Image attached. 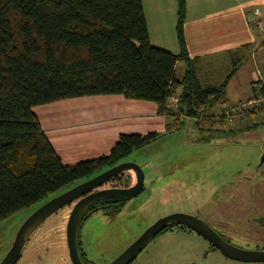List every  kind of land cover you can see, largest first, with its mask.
<instances>
[{"label":"trees","instance_id":"1","mask_svg":"<svg viewBox=\"0 0 264 264\" xmlns=\"http://www.w3.org/2000/svg\"><path fill=\"white\" fill-rule=\"evenodd\" d=\"M177 1L176 55L151 44L141 0H0V220L125 160L157 137L121 134L109 155L66 165L33 106L119 93L154 102L159 115L178 124V112L167 106L171 95L188 116L223 97L236 69L205 88L190 66L176 77L177 61L189 60L186 0ZM130 183L124 179L125 187Z\"/></svg>","mask_w":264,"mask_h":264},{"label":"rangeland","instance_id":"2","mask_svg":"<svg viewBox=\"0 0 264 264\" xmlns=\"http://www.w3.org/2000/svg\"><path fill=\"white\" fill-rule=\"evenodd\" d=\"M258 18L252 21L257 22ZM253 29L258 32L255 24ZM256 46L259 47L257 60L263 69L264 63L260 60L263 40ZM207 61L200 67L206 83H219L239 63L238 59L232 64L231 58L225 69L221 57ZM180 68L183 67L180 65ZM253 83L256 88L258 83L264 86V75L260 72ZM206 111L202 110L201 114ZM253 115L262 114L204 123L197 117L182 114L177 125L172 122L174 126L167 134L134 149L127 159L143 170L144 189L122 209L103 203L94 206L95 210L80 227L88 255L98 262L109 261L158 218L173 212L198 216L212 227L222 228L232 242L246 244V248L263 245L264 230L258 224L264 217V163L261 164L264 122L250 129L243 126L244 120ZM129 173L135 181L134 172ZM43 202L0 220V261L23 221ZM69 214L70 208L65 205L45 218L23 246L32 248L34 254L26 259L22 248L16 264H71L63 259L60 250L61 238L66 239ZM173 228L154 237L132 264H264L229 259L210 250L208 241L197 233L178 231V226ZM34 235H46L45 244L51 251L44 254L41 247L37 250L30 243Z\"/></svg>","mask_w":264,"mask_h":264},{"label":"crops","instance_id":"3","mask_svg":"<svg viewBox=\"0 0 264 264\" xmlns=\"http://www.w3.org/2000/svg\"><path fill=\"white\" fill-rule=\"evenodd\" d=\"M141 1L151 44L179 54L176 31L178 1ZM254 17L264 19V0H186L184 37L189 60L177 61L176 77L182 79L190 66L203 88L217 86L232 68L219 83H206L200 67L212 57H221L226 69L231 58L232 64L241 58L220 101L237 102L252 98L257 92L253 83L255 77L260 72L264 75V68L261 69L262 64L257 60L259 47L256 46L263 40L264 47V32L253 29L256 23L253 22ZM245 44L250 46L243 47ZM260 60L264 63V50L260 53ZM210 108L216 111L217 101ZM32 110L66 165L109 155L121 134L155 133L157 137L152 142L167 134L174 126L172 122L177 124L175 119L159 115L154 102L127 99L119 93L63 98L33 106ZM262 115L247 118L242 121L243 126L255 128L264 122ZM181 119L179 117L178 120Z\"/></svg>","mask_w":264,"mask_h":264},{"label":"water","instance_id":"4","mask_svg":"<svg viewBox=\"0 0 264 264\" xmlns=\"http://www.w3.org/2000/svg\"><path fill=\"white\" fill-rule=\"evenodd\" d=\"M127 159V158H126ZM264 160V154L262 155ZM124 171L135 173V182L128 187H116L101 190L94 188ZM144 186V173L141 167L129 160L121 161L100 173L85 179L72 187L52 196L38 206L21 224L13 243L0 264H15L22 248L34 229L52 213L81 197L71 210L67 226V241L74 264H82L77 250V230L84 211L94 202L105 198H130L141 192ZM173 224L185 225L213 242L227 257L245 262H264V250H248L236 247L221 238L211 227L196 216L182 212H173L158 218L149 225L128 247L109 264H129L164 227Z\"/></svg>","mask_w":264,"mask_h":264},{"label":"flooded vegetation","instance_id":"5","mask_svg":"<svg viewBox=\"0 0 264 264\" xmlns=\"http://www.w3.org/2000/svg\"><path fill=\"white\" fill-rule=\"evenodd\" d=\"M263 154H264V152H263ZM262 154V155H263ZM261 158H262V156H261ZM125 160H128V159H125ZM125 160H122V161H125ZM264 163V160H262L261 159V164H263ZM109 167H111V166H109ZM109 167H107V168H109ZM107 168H105V169H107ZM104 169V170H105ZM103 171V170H102ZM130 171H124V173H127V174H129V175H126V174H123V181H120L119 180V178H118V174L117 175H115L114 177H112V178H110L108 181H106V182H104L102 185H100V186H98V187H96V188H94L92 191H94V190H101V189H108V188H116V187H125V185H124V179H126V178H128V177H130L131 178V183H130V185L132 184V183H134L135 181H134V177H132L131 176V174L129 173ZM100 173V172H99ZM98 174V173H97ZM135 174V173H134ZM90 178V177H89ZM86 179H88V178H86ZM85 180V179H84ZM129 185V186H130ZM143 189H144V186H143ZM143 189L141 190V192L143 191ZM140 192V193H141ZM140 193H138V194H140ZM137 194V195H138ZM136 195V196H137ZM135 197V196H134ZM81 197H79V198H76L74 201H72V202H70V203H67L66 205H68L69 206V208H70V214H71V210H72V208H73V206L75 205V203L77 202V200H79ZM132 197H130V198H124L123 200H117V199H110V198H105V199H102V200H99V201H96V202H94L93 204H91L85 211H84V213H83V215H82V217H81V219H80V221H79V225H78V230H77V250H78V255H79V258H80V260H81V262H82V264H109L114 258H116L126 247H128L129 245H127L126 247H124V248H122V250L120 251V252H118V253H116L115 255H113L112 257H111V259L109 260V261H106V260H103V261H101V262H98V261H96V259H92L89 255H88V253L85 251V249H84V247H83V244H82V240H83V234L80 232V227H81V225L90 217L89 216V213L90 212H93L94 210H95V205L98 203H103V204H105V206H109V205H112V207H115V208H120V209H122L123 207H124V205L127 203V201L129 200V199H131ZM65 206V205H64ZM62 208V207H61ZM56 212V211H55ZM184 213V212H183ZM70 214H69V216H68V221H69V217H70ZM192 215V214H191ZM193 216H195V215H193ZM196 217H198V216H196ZM199 218V217H198ZM199 219H201V218H199ZM202 220V219H201ZM203 222H205L209 227H211L221 238H223L225 241H227L228 243H230V244H232V245H234V246H236V247H239V248H243V249H248V250H264V244L263 245H261V246H258V247H256V248H246L245 247V245L246 244H244V245H238V244H236V243H234V242H232L230 239H229V237L226 235V234H224L223 233V230H222V228H220V227H217V228H215L214 226L212 227L208 222H206V221H204V220H202ZM263 230H264V217H262L261 218V221L259 222V224H258ZM67 226H68V222H67ZM175 226H178V231H182V232H185V233H191V232H195V233H197L196 231H194L193 229H191V228H189V227H187V226H185V225H182V224H173V225H168V226H166V227H164V228H162L154 237H156L158 234H160V233H163V232H168V231H172L174 228L173 227H175ZM35 230V229H34ZM142 233V232H141ZM140 233V234H141ZM139 234V235H140ZM198 235H200L199 233H197ZM202 238H204L206 241H208V243H209V249L210 250H213V251H217V252H219V253H221L223 256H225V257H227L226 255H224L222 252H221V250L213 243V242H211L210 240H208L207 238H205L204 236H202V235H200ZM66 239L64 240V238L62 237L61 238V246H60V250H61V252H62V256H63V259L64 260H67V261H69V263H71V264H74V262H73V260H72V258H71V255H70V247H69V244H68V241H67V227H66ZM153 237V238H154ZM152 238V239H153ZM151 239V240H152ZM28 240V239H27ZM47 240H48V237L46 236V235H39L38 237L36 236V235H34L32 238H31V241H30V243L33 245V246H35V247H38L37 248V250L39 249V247H41L42 248V250L44 251V254L45 253H48V252H50L51 250H50V248L45 244L46 242H47ZM58 245V244H57ZM256 245H258V244H256ZM146 247V246H145ZM144 247V248H145ZM143 248V249H144ZM142 249V250H143ZM34 254V251H33V249L32 248H23V255H24V257L27 259V258H29V257H31L32 255ZM20 256H21V253H20V255H19V257H18V259L20 258ZM138 256V255H137ZM136 256V257H137ZM135 257V258H136ZM135 258L129 263V264H132V262L135 260ZM227 258H229V259H232V260H236V259H233V258H230V257H227ZM18 259H17V261H18ZM51 259V258H50ZM47 260L48 259H45V261L47 262ZM58 260H60V259H58ZM16 261V262H17ZM237 261H241V260H237ZM242 262H245V261H242ZM260 262H262V261H260ZM16 264V263H15Z\"/></svg>","mask_w":264,"mask_h":264},{"label":"built area","instance_id":"6","mask_svg":"<svg viewBox=\"0 0 264 264\" xmlns=\"http://www.w3.org/2000/svg\"><path fill=\"white\" fill-rule=\"evenodd\" d=\"M255 28L258 31L264 30V22L262 20H258L255 23ZM258 91L257 93L249 99L237 101V102H228L225 100L217 101L218 110L212 111L209 105L202 106L199 110L207 111L199 116H189V117H197L200 123H204V121H234L242 119L251 114H264V86L261 83L256 84ZM179 99L171 95L167 99V106L174 108L175 111L178 112V116L180 117L182 113L179 109ZM186 115V114H185ZM188 116V115H187Z\"/></svg>","mask_w":264,"mask_h":264}]
</instances>
